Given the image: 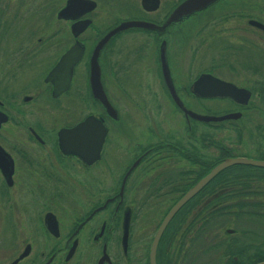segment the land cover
<instances>
[{"label": "flooded vegetation", "instance_id": "1", "mask_svg": "<svg viewBox=\"0 0 264 264\" xmlns=\"http://www.w3.org/2000/svg\"><path fill=\"white\" fill-rule=\"evenodd\" d=\"M103 1L128 17L98 24ZM142 1L0 0V264H190L204 255L254 264L264 256L263 230L252 237L240 226L264 222V167L247 163L195 190L154 243L168 212L217 164L264 161V0H214L160 32L119 31L95 54L119 23L162 25L185 0ZM135 34L146 36L141 46L127 40ZM69 51L74 59L50 79ZM95 59L110 112L92 88ZM142 62L155 114L124 88ZM213 78L239 88L236 99L199 95L221 90ZM215 128L261 142L218 139Z\"/></svg>", "mask_w": 264, "mask_h": 264}, {"label": "water", "instance_id": "2", "mask_svg": "<svg viewBox=\"0 0 264 264\" xmlns=\"http://www.w3.org/2000/svg\"><path fill=\"white\" fill-rule=\"evenodd\" d=\"M148 0H143L142 4L143 6L146 5ZM214 0H185L182 2L180 5H178L175 10L170 14L168 17L167 21L162 24V25H156L151 22L147 21H142V20H126L121 23H119L116 27H114L112 30H110L95 46V54H99L102 46L112 37V35L116 34L119 31H122L127 28H132V27H141V28H149V29H156L157 31H162L165 26H167L171 21H175L179 19L181 16H186L192 13L195 10H198L201 7H204L205 5L211 3ZM201 3H204L201 5ZM93 7L92 5H89V9ZM64 17L69 18L70 15H65ZM86 26L88 23L85 24ZM73 51L67 52L59 62V64L54 68V70L49 74V78L52 79L55 74L60 73L64 71V68H66L67 65V60L70 58L74 59V55H72ZM97 58V57H96ZM75 61V60H74ZM74 61L72 63H74ZM99 65L96 62V59L91 62V84L92 88L95 94L96 99H98L100 102H102L106 108L107 111H112L110 110L111 106L109 105L107 98L101 88V85L99 83ZM202 80V78H200ZM200 80V81H201ZM68 83V82H67ZM212 83L214 87H217L218 89L220 88L221 90H215V91H210V92H199V95L201 96H207V97H231L236 99L237 97V90H240L239 88L235 87L231 83H226L224 81L217 80L213 78ZM98 87H100V91L98 90ZM62 88H59V91ZM246 97V96H245ZM248 97V96H247ZM173 99L175 100L176 103H178V99L173 96ZM197 116V115H196ZM235 116V113H229L221 116H197L200 118V120H205V121H221L224 119H229ZM90 121V118H87L86 121L83 122V124H80L79 126L75 127L74 129L70 130V132H78L81 126L86 125ZM101 129L102 127L99 126ZM104 131V130H103ZM69 131H67V134ZM66 133H61V136H64ZM103 134L100 136L102 137ZM237 163H247L250 165L258 166V167H264V161L262 160H252V159H246V158H229L226 159L219 164H217L215 167L212 168L211 172L204 177L198 184L197 187H195L193 190L189 191L185 196L178 201L175 206L168 212L167 216L164 218L159 231L155 237L154 243H156L162 229L165 227L171 216L177 211V209L183 204V202L186 201L188 197H190L195 190L200 188L204 183H206L210 178L214 177L215 175L218 174L220 170L223 168L231 165V164H237ZM152 264H154L153 259H152ZM254 264H264V260L258 261Z\"/></svg>", "mask_w": 264, "mask_h": 264}, {"label": "rangeland", "instance_id": "3", "mask_svg": "<svg viewBox=\"0 0 264 264\" xmlns=\"http://www.w3.org/2000/svg\"><path fill=\"white\" fill-rule=\"evenodd\" d=\"M138 1L139 0H137V2ZM101 9H103V11L101 12L99 10L96 17H97L98 24H102V26L113 22L117 18L128 17L127 16L128 14L124 12L125 9H123L122 5H118L117 7H115V6H113V3L111 5H108L103 1ZM100 12H101V14H100ZM127 40L130 43H132V47H137V46H141L144 43V41H146V36H144V35L143 36H137V34H135L134 36H130L129 38H127ZM232 53L233 52H229V53L225 52V53H222L220 55L231 56ZM215 54H218V53H215ZM215 54H212V56H214ZM145 63L146 62L140 63L138 68H137L139 73H141V76H139L138 79L133 78L134 81H130V79H128L126 84H124L125 85L124 88H126L127 91H129L130 96L134 97L137 101L145 100L146 104H148L151 107L152 113L155 114V112H160V110L156 109L155 104L153 103V99H154L153 96H150L147 93V86L150 82V77L148 75V70H146V67L148 65H146ZM114 85H116V84H114ZM109 92L112 93V89ZM118 93H120L121 95L123 94V92L120 89H119ZM91 109H92V106L89 102L88 103V111H90ZM126 109H128L129 111L133 110V109H131L130 106H126ZM165 109L172 110L169 100H167V105L165 106ZM214 110H219V109H214ZM169 118L175 124L177 123V120H176L177 117L174 116L173 114H169L168 120H170ZM238 132L239 133L241 132V134L239 136H238ZM215 137L218 139L219 138L223 139V138H228V137L233 138V139L238 138L237 140H239V138H241V139L244 138L242 143H245V141H248L247 140V138H248L251 143H254L253 145H255L256 142L257 143L261 142L260 136L256 135L255 133L245 134L244 132H242V130L233 129V128L232 129L215 128ZM253 156L254 157L257 156L256 152ZM240 226L251 229L252 230L251 232H254V235L252 237L257 236L256 234H259L262 230H263V235H264V222L262 223V222L257 221V220L256 221H250V222H248V224L246 223L244 225L242 223V225H240ZM227 258L228 257L223 256V255L222 256L218 255V256H214V257L204 255V256H201L200 258H198V260H196V263H198V264H225L224 261L227 260ZM196 263H194L192 261L190 262V264H196Z\"/></svg>", "mask_w": 264, "mask_h": 264}, {"label": "trees", "instance_id": "4", "mask_svg": "<svg viewBox=\"0 0 264 264\" xmlns=\"http://www.w3.org/2000/svg\"><path fill=\"white\" fill-rule=\"evenodd\" d=\"M259 260H260V261H261V260H264V256H259V257H257V261H259ZM257 261H256V262H257ZM254 263H255V262H254ZM248 264H249V263H248Z\"/></svg>", "mask_w": 264, "mask_h": 264}]
</instances>
